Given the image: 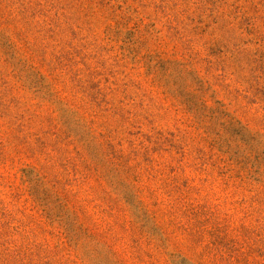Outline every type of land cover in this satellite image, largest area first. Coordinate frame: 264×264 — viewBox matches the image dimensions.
<instances>
[{
	"label": "rangeland",
	"instance_id": "374dc122",
	"mask_svg": "<svg viewBox=\"0 0 264 264\" xmlns=\"http://www.w3.org/2000/svg\"><path fill=\"white\" fill-rule=\"evenodd\" d=\"M0 264H264V0H0Z\"/></svg>",
	"mask_w": 264,
	"mask_h": 264
}]
</instances>
